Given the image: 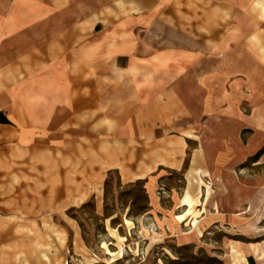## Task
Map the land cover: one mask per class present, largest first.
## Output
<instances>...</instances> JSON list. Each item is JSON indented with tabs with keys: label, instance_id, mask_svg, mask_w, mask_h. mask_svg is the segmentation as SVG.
I'll list each match as a JSON object with an SVG mask.
<instances>
[{
	"label": "crops",
	"instance_id": "1",
	"mask_svg": "<svg viewBox=\"0 0 264 264\" xmlns=\"http://www.w3.org/2000/svg\"><path fill=\"white\" fill-rule=\"evenodd\" d=\"M262 92L264 0H0V145L115 131L173 168L178 126L264 125Z\"/></svg>",
	"mask_w": 264,
	"mask_h": 264
},
{
	"label": "rangeland",
	"instance_id": "2",
	"mask_svg": "<svg viewBox=\"0 0 264 264\" xmlns=\"http://www.w3.org/2000/svg\"><path fill=\"white\" fill-rule=\"evenodd\" d=\"M178 127L173 168L165 140L115 131L0 145V264H264V125Z\"/></svg>",
	"mask_w": 264,
	"mask_h": 264
},
{
	"label": "bare ground",
	"instance_id": "3",
	"mask_svg": "<svg viewBox=\"0 0 264 264\" xmlns=\"http://www.w3.org/2000/svg\"><path fill=\"white\" fill-rule=\"evenodd\" d=\"M188 199H189V196H188V194L186 193V194H184V195L181 197V199H180V203L185 204V203L188 202Z\"/></svg>",
	"mask_w": 264,
	"mask_h": 264
},
{
	"label": "trees",
	"instance_id": "4",
	"mask_svg": "<svg viewBox=\"0 0 264 264\" xmlns=\"http://www.w3.org/2000/svg\"><path fill=\"white\" fill-rule=\"evenodd\" d=\"M142 181H143V180H138V181L136 182V184H139V185H140V184H142Z\"/></svg>",
	"mask_w": 264,
	"mask_h": 264
}]
</instances>
